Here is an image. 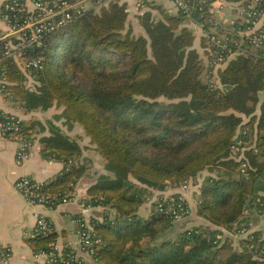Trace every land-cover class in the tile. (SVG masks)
<instances>
[{
	"label": "trees",
	"instance_id": "obj_1",
	"mask_svg": "<svg viewBox=\"0 0 264 264\" xmlns=\"http://www.w3.org/2000/svg\"><path fill=\"white\" fill-rule=\"evenodd\" d=\"M214 1L191 0L185 14L140 0L141 32L135 33L128 5L109 0L52 33L42 48L28 50L43 57L42 68L28 75L16 60L3 62L1 90L24 110L62 108L46 125L22 120L30 140L48 129L42 155L64 163L42 183L43 193L60 200L89 169L88 161H77L83 153L78 140L55 121L79 124L105 161L110 174H99L85 199L115 210L113 218L92 221L99 239L92 256L99 264H264V233L252 230L246 215L248 208L264 210V44L251 48L241 35L242 19L233 28L216 24ZM189 21L203 26L202 50L194 47ZM214 35H224L226 47ZM220 54L225 60L215 77L207 61ZM30 77L36 84L27 85ZM198 177L195 214L208 224L178 226L163 194L148 216L141 214L152 190ZM58 236L53 229L28 243L49 253Z\"/></svg>",
	"mask_w": 264,
	"mask_h": 264
},
{
	"label": "crops",
	"instance_id": "obj_2",
	"mask_svg": "<svg viewBox=\"0 0 264 264\" xmlns=\"http://www.w3.org/2000/svg\"><path fill=\"white\" fill-rule=\"evenodd\" d=\"M5 1L6 0H0V33L6 29V26L1 19V6ZM121 1L128 5L130 16L132 15L135 18V14L139 9L140 0ZM148 1L162 6L171 13L178 12L171 0ZM214 2L223 5V8L219 13H214V15L216 14L215 17L217 19L215 21L216 24H221L224 28H233L236 19L242 18L239 10H237V2L230 0H215ZM146 9L149 8L145 6L143 10ZM153 12L159 14L157 9H153ZM187 24L196 32L194 47L198 50H202L200 39L205 34L203 26L198 25L193 21H189ZM212 29L217 30L214 27H212ZM243 34H245V31L242 30L241 35ZM213 73L216 77L217 70L215 69ZM205 75L207 80L210 74L205 72L203 75L204 79ZM7 94L0 89V109L17 114L26 122L39 120L46 125L48 120H53L55 114L59 113V110L55 106L46 110L37 109L26 111L23 109L17 98L13 95ZM55 109H57V111H55ZM55 123L61 128L64 124L68 127L64 119L55 121ZM73 125L74 126H72L71 129H77V131H79L78 129L82 128L77 123H74ZM49 133L48 129L33 133V145L30 157L24 164H18V144L0 132V243L12 248L11 264H47L46 257L44 255L36 256L32 246L28 243V239L35 236L37 213H43L51 220L54 230L59 235L56 242L59 250H64L67 246H72L78 249L80 220L92 225L93 220H102L106 214H109L111 218L115 215L114 209L102 206H92L85 202L88 185L93 182L99 174H110L104 169L103 158L95 155H85V153H83L82 158L89 157L93 159L94 165L97 164L98 167H94L95 169L91 167V169H89L85 175L78 180L75 186L76 190L72 193V198L67 202L59 203L55 208L50 209L30 204L25 196L16 189L15 182L20 176L28 175L44 182L52 179L63 170V162L55 159H47L42 155L44 144L41 139L43 136L49 135ZM69 135L72 136V134ZM82 135L86 141H89L87 136L83 133ZM199 182L200 181H197L196 179L187 182L191 188H193V194H191L193 200L191 199V202L196 200ZM178 188L169 186L168 189L174 191V189L177 190ZM262 195H264V192H262ZM153 199L154 198L151 197V199L142 206L140 212L143 216H148L150 214ZM191 207L192 217L190 216V221L194 224L195 222L196 224H208L205 219L196 216L193 203L191 204ZM246 215L252 217L250 228L252 230H261L264 233V210L259 211L248 208ZM81 255L84 257V264H99L91 254L83 252Z\"/></svg>",
	"mask_w": 264,
	"mask_h": 264
},
{
	"label": "built area",
	"instance_id": "obj_3",
	"mask_svg": "<svg viewBox=\"0 0 264 264\" xmlns=\"http://www.w3.org/2000/svg\"><path fill=\"white\" fill-rule=\"evenodd\" d=\"M109 0H6L1 6V19L6 29L0 33V86L7 84L4 77L3 62L5 59H14L27 72L40 69L43 66L41 55L28 52L29 49L42 48L48 37L60 30L74 18L83 15L89 9L99 8ZM178 12L188 14L191 11V0H171ZM259 1L243 4L242 18L247 23L245 34L249 37L252 49H257L264 44V9H259ZM222 4H211V11L219 13ZM217 44L226 47L224 35L212 36ZM30 50V51H31ZM232 54V53H231ZM225 60L222 54L207 64L214 67L220 66ZM1 89V87H0ZM22 118L15 114L0 109V132L18 144L17 163L24 164L30 157L32 140L28 139L22 128ZM42 181L31 176H20L15 187L33 205L55 208L59 203L67 202L72 198L68 192L59 200L56 195L41 191ZM188 183L184 184L186 187ZM168 199V200H167ZM168 210L172 211L175 220L186 217L191 212V207L182 196L167 198ZM78 249L67 246V252L59 250L56 242H52L49 253L35 252L36 256L44 255L47 264H84L81 253L92 255L93 245L99 241L91 224L80 220ZM54 229L51 220L43 213H37L35 236L46 234ZM12 248L0 243V264H11Z\"/></svg>",
	"mask_w": 264,
	"mask_h": 264
},
{
	"label": "rangeland",
	"instance_id": "obj_4",
	"mask_svg": "<svg viewBox=\"0 0 264 264\" xmlns=\"http://www.w3.org/2000/svg\"><path fill=\"white\" fill-rule=\"evenodd\" d=\"M237 10H239V13H240V16L242 15V9H243V2H237ZM216 15V14H215ZM242 17V16H241ZM242 20H243V18H241ZM130 23L132 24V26H133V28H134V32L135 33H140L141 32V27L139 26V24H138V21L131 15L130 16ZM188 23V22H187ZM113 58H115V56H113ZM218 67V66H217ZM217 67H215V69L217 68ZM204 80H206V75H205V79ZM208 80V79H207ZM36 81L35 80H33L31 77L29 78V79H27V85H29V86H32V85H34V84H36L35 83ZM58 110H59V113L61 112V110H62V108L61 107H57L56 105H54ZM54 106H52V107H54ZM57 109H55V111H57ZM56 115V114H55ZM65 121V120H64ZM65 125V124H64ZM62 126V130L65 132V133H67V134H72V136H75V137H77L76 139L78 140V142H79V144L81 145V147H82V150H83V153H85V155H89V154H91V155H95V156H97V157H102L101 155H100V153L95 149V145H93V144H91V142H90V140L89 141H86L85 139H84V136L82 135V133L85 135V133H84V130L81 128V129H78L79 131H77V129H71L72 128V126H74V125H72V126H69L68 124V127L66 126ZM71 129V130H70ZM86 136V135H85ZM74 137V138H75ZM87 139V138H86ZM83 153H82V156L80 157V159H77V160H79V161H81V162H84V161H88V166H89V169H91V167H93V169H95L94 167H98V165L96 164V165H94V163H93V159H91V158H82L83 157ZM103 158V157H102ZM103 161H104V159H103ZM94 165V166H93ZM88 169V170H89ZM104 169H105V161H104ZM196 180L197 181H200L201 180V177H198V178H196ZM169 187H167L165 190H164V192L163 191H158V190H152L153 191V200H156L157 199V195L158 194H163L164 196H165V198L166 197H169V198H173V197H177V196H182V197H184V198H186V200L188 201V203H189V205H190V207H191V204L193 203L194 204V206L196 207V200H194L193 202H191V199L193 200V198H191V194H193L192 193V190H193V188H191V186L188 184L186 187H184V185L182 186V187H180V188H178L177 190H175L174 189V191L173 190H170V189H168ZM160 192V193H159ZM161 192H163V193H161ZM174 194H177V196H173ZM192 215V207H191V212H190V214L188 215V216H186V217H182V218H180L179 220H178V223H177V225L179 226L180 224H182V223H186V225L187 226H189V225H191V224H194L192 221H190V216ZM192 217V216H191ZM195 224H196V222H195Z\"/></svg>",
	"mask_w": 264,
	"mask_h": 264
}]
</instances>
